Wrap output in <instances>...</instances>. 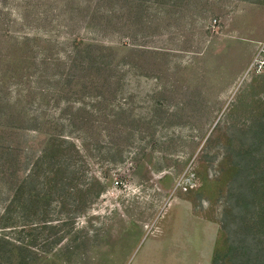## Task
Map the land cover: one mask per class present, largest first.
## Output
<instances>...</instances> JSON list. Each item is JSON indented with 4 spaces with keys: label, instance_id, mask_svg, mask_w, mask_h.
Here are the masks:
<instances>
[{
    "label": "rangeland",
    "instance_id": "rangeland-1",
    "mask_svg": "<svg viewBox=\"0 0 264 264\" xmlns=\"http://www.w3.org/2000/svg\"><path fill=\"white\" fill-rule=\"evenodd\" d=\"M262 40L264 0H0V264H264Z\"/></svg>",
    "mask_w": 264,
    "mask_h": 264
},
{
    "label": "built area",
    "instance_id": "built-area-1",
    "mask_svg": "<svg viewBox=\"0 0 264 264\" xmlns=\"http://www.w3.org/2000/svg\"><path fill=\"white\" fill-rule=\"evenodd\" d=\"M251 74H260V75H264V40L259 42V45L257 47V50L249 64V66L247 67L246 71H245V76L251 75ZM190 178L187 177H183L182 181H180L179 183L182 184L184 190H188L189 187L192 185ZM118 184V182H117Z\"/></svg>",
    "mask_w": 264,
    "mask_h": 264
},
{
    "label": "trees",
    "instance_id": "trees-1",
    "mask_svg": "<svg viewBox=\"0 0 264 264\" xmlns=\"http://www.w3.org/2000/svg\"><path fill=\"white\" fill-rule=\"evenodd\" d=\"M92 180H94V183H95V182H99V178H98L97 175H93V177L90 178V181H92ZM90 183H91V182H90ZM90 183H89V184H90ZM12 202H13V199H12V197H11V199H9V201H8V206L5 207V210L3 211L4 213H0V218H1L2 216H4V214H7V211H8L9 208L12 206ZM0 220H1V219H0ZM19 243L21 244L22 241H19ZM7 264H14V263H12V262L8 263V262H7Z\"/></svg>",
    "mask_w": 264,
    "mask_h": 264
},
{
    "label": "crops",
    "instance_id": "crops-1",
    "mask_svg": "<svg viewBox=\"0 0 264 264\" xmlns=\"http://www.w3.org/2000/svg\"><path fill=\"white\" fill-rule=\"evenodd\" d=\"M259 43V42H258ZM258 43H257V45H258ZM256 48H257V46H256Z\"/></svg>",
    "mask_w": 264,
    "mask_h": 264
}]
</instances>
